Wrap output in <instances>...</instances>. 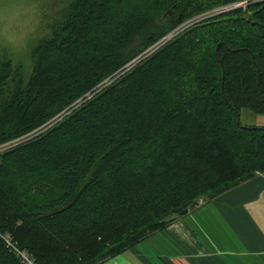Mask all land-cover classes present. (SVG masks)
Returning <instances> with one entry per match:
<instances>
[{"label": "trees", "instance_id": "16d2710c", "mask_svg": "<svg viewBox=\"0 0 264 264\" xmlns=\"http://www.w3.org/2000/svg\"><path fill=\"white\" fill-rule=\"evenodd\" d=\"M30 58L0 61V264H97L264 171L239 119L264 115V0H68Z\"/></svg>", "mask_w": 264, "mask_h": 264}, {"label": "crops", "instance_id": "0c3cea01", "mask_svg": "<svg viewBox=\"0 0 264 264\" xmlns=\"http://www.w3.org/2000/svg\"><path fill=\"white\" fill-rule=\"evenodd\" d=\"M97 264H264V171Z\"/></svg>", "mask_w": 264, "mask_h": 264}, {"label": "rangeland", "instance_id": "374dc122", "mask_svg": "<svg viewBox=\"0 0 264 264\" xmlns=\"http://www.w3.org/2000/svg\"><path fill=\"white\" fill-rule=\"evenodd\" d=\"M67 4L68 0H0V61L9 58L29 69L32 47L63 17ZM239 119L245 125L264 126V115L246 108L240 110Z\"/></svg>", "mask_w": 264, "mask_h": 264}, {"label": "built area", "instance_id": "2783aa9c", "mask_svg": "<svg viewBox=\"0 0 264 264\" xmlns=\"http://www.w3.org/2000/svg\"><path fill=\"white\" fill-rule=\"evenodd\" d=\"M216 13V12H215ZM212 13L210 14H202L201 16L192 18L191 20L185 22L184 24H182V26H178L174 31L168 33L165 36V39H169L170 37H172L175 33H177L178 31H180L181 29H183L184 27L188 26L189 24H191L194 21H198L204 17L210 16ZM161 44V43H160ZM160 44H156L149 52H151L152 50H154L156 47H158ZM22 139H13L10 141H6L3 143H0V154H2L4 151L10 149L12 146H14L16 144V142H19ZM18 255L20 256L21 260L25 263V264H36L29 256L26 252L24 251H18Z\"/></svg>", "mask_w": 264, "mask_h": 264}, {"label": "water", "instance_id": "95a60500", "mask_svg": "<svg viewBox=\"0 0 264 264\" xmlns=\"http://www.w3.org/2000/svg\"><path fill=\"white\" fill-rule=\"evenodd\" d=\"M196 204V202H194L193 203V205H195ZM187 210L186 209H184V210H182V212L181 213H185Z\"/></svg>", "mask_w": 264, "mask_h": 264}]
</instances>
